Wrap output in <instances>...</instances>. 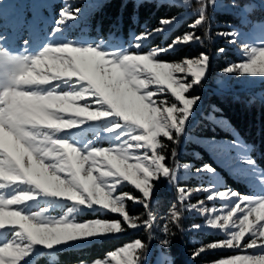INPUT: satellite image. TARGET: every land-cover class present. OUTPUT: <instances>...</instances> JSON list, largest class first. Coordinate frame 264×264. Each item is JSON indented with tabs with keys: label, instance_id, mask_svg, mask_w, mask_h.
Returning a JSON list of instances; mask_svg holds the SVG:
<instances>
[{
	"label": "snow or ice",
	"instance_id": "obj_1",
	"mask_svg": "<svg viewBox=\"0 0 264 264\" xmlns=\"http://www.w3.org/2000/svg\"><path fill=\"white\" fill-rule=\"evenodd\" d=\"M190 2L182 0L185 6ZM216 3L217 0H199L200 7L194 13L196 18L189 25L193 30L145 54H140L144 42L166 30L177 16L162 17L154 29L134 35L135 50L131 47V50H108L100 44H73L67 40L58 44L45 42L35 53L23 49L14 54L6 47L8 38L3 36L7 13L4 0H0V233L3 234L0 264H20L33 245L51 248L78 238L121 234L126 231L125 226L151 231L155 220L151 211L154 181L163 176L176 184L179 167L166 164L167 157L163 153L166 145L159 138H167L174 144L178 142L200 100L199 96L188 94L193 86L200 85L209 60L204 52L176 62H162L160 57L181 44L199 43L201 37L194 30L207 22V8ZM80 12V8H76L75 14L64 8L49 36L60 33L65 22L76 19ZM261 32L264 33V29ZM218 35L228 38L229 43H240L239 32L235 30ZM241 48L246 60L227 66L222 72L264 76V46L241 43ZM224 51L219 49L220 53ZM130 70L140 75H132ZM148 79L153 82L145 87ZM153 85L154 91L150 88ZM168 93L174 101L154 98ZM148 94H151L150 99ZM109 116L117 117L122 123H113L105 131L125 129L117 137V144L86 145L82 149L53 135L85 120ZM176 155L173 148V159ZM130 160L136 162L130 163ZM243 162L255 163L250 157ZM196 171L214 170L205 164ZM123 182L134 185L142 196L127 192L117 194ZM35 190L66 198L80 206L98 207L101 214H119L122 220L95 218L76 222L66 216L45 218L42 213L47 209L26 212L24 205L36 199ZM191 194L185 187L178 188L182 206ZM215 195L234 197L232 205L223 209L226 214L216 215L215 209L209 212L203 202L183 208L184 211L199 208L201 214L209 216L208 226L218 227L225 233L224 239L199 248L193 256L210 250L231 249L243 254H233L215 264H264V196L249 197L234 190L218 191ZM210 199L213 196H207V200ZM126 200L143 206L147 219L139 223V217L131 216L126 210ZM167 217L178 223L181 211L173 205ZM161 244L167 246L168 239ZM147 247L140 239H135L107 255L117 264H143ZM94 264H111V261L106 257Z\"/></svg>",
	"mask_w": 264,
	"mask_h": 264
},
{
	"label": "rangeland",
	"instance_id": "obj_2",
	"mask_svg": "<svg viewBox=\"0 0 264 264\" xmlns=\"http://www.w3.org/2000/svg\"><path fill=\"white\" fill-rule=\"evenodd\" d=\"M102 0H4V8L6 10V17L3 21V36L7 37L6 47L11 53L18 54L23 49L35 53L45 42L58 44L70 40L73 44H100L101 48L108 50L130 49L135 50V40L133 39L136 33L130 32L127 36H123L120 32L109 31L104 32L99 25L93 24L89 15L90 12ZM140 0H135V2ZM161 1V0H157ZM167 2H175L183 6L182 13L177 15L178 19L169 26L166 30L159 34L152 35L150 38L158 36L160 41H165V35L175 27L185 17L191 18L190 23L187 24V30L192 31L189 25L194 22L195 11L200 7L199 0H191L188 5H183L182 0H163ZM70 9L75 14L76 8H80L81 12L77 14L76 19L68 20L62 26L60 33H54L51 36V29L55 26V21L59 19L60 12L64 9ZM231 11L237 15L239 21L232 23H218L215 19L217 12ZM207 22L196 28L195 34L201 37L199 43L181 44L171 50L180 47L199 46V53H207L209 60L207 63V71L198 86H193L189 92V96H199L200 100L196 104L192 115L184 126L182 133L178 137L177 143H172L167 138L160 137L159 139L166 145L163 153L166 155V164L171 167H178L175 182L172 184L165 177L154 181V189L151 196V211L155 217L151 231L147 228L128 229L121 234L112 235H96L89 238H78L68 242H62L51 248L40 245H33L29 250V255L25 257L20 264H94L96 260H103L107 257L111 264H117L106 253L103 257L93 259L91 261H80L76 263L58 262V251L74 247H80L91 243L92 241H100L116 236H129L134 234L133 239H129L125 243L132 242L135 239H140L147 244V251L144 257L143 264H171L172 254L169 251V246L172 244L182 245V254L189 256L188 261L193 256V252L201 247L206 246L212 242H218L225 238V233L218 227H211L207 225L208 215L200 213L199 208L196 210L184 211L188 204H200L203 202V207L209 212L215 209L216 215L226 214L223 209L229 208L234 202V197H218L215 194L218 191L234 190L235 193L242 194L249 197L264 196V171L255 161L252 152V146L243 137L231 127V125L220 116H216L210 108L212 105L208 103V97L217 94L220 96L229 97L231 99L242 100V98L249 99L256 102L264 103V76H252L250 74L223 73L222 70L232 64L242 63L246 60L243 55L241 43H247L253 46H264V7H261V0H217L216 6L207 8ZM214 24L212 29L210 26ZM219 28H223L220 30ZM239 32L238 40L240 43H229L228 38L218 35V33H227L231 31ZM144 33V32H143ZM142 34V33H141ZM162 38V39H161ZM150 40V39H149ZM148 40V41H149ZM172 40V39H171ZM24 41H27L25 45ZM148 41L144 42L140 54H145L153 47L165 46V43L156 46H149ZM214 41H220L225 46L221 49L223 53L212 48L211 44ZM103 42V43H101ZM170 50V51H171ZM169 52V51H167ZM166 52V53H167ZM165 53V54H166ZM163 54V55H165ZM162 55V56H163ZM160 57L162 62H176L179 60H166ZM223 61L226 65L215 72L209 68L210 62ZM191 80V77H188ZM154 91L155 86H150ZM156 99L173 100L171 94L167 96L161 94L154 97ZM167 106V105H165ZM209 110V111H208ZM79 119V118H77ZM122 123L115 116L101 118L95 121L85 120L78 123L76 126L61 130L53 135L57 138L67 139L75 146L84 148L92 146L108 147L109 145L119 143L117 137L125 131L123 127L117 128L111 132L105 129L111 127L113 123ZM210 123L212 127L219 129L227 135L223 137L220 133H212V135H203L200 131L204 123ZM198 132V133H196ZM197 142L209 153L213 159L211 166L214 171H196L202 168L200 163L195 166L192 161H187L184 158L191 154L198 155L196 150L190 151L188 148L190 142ZM175 148L177 155L175 159L171 156L172 149ZM142 154V153H138ZM251 158L255 161L253 165L244 163L243 161ZM130 163H135V160H130ZM189 165L184 168L183 165ZM226 175L234 181L243 184L246 192L239 191L236 187L226 181ZM114 179V178H109ZM197 180L196 186L186 184L188 180ZM185 187L192 191L190 198L182 203L178 200V188ZM200 189H207L200 191ZM36 191V199L27 202L24 205L26 212H40L41 209H47L42 215L48 219H58L61 216H66L69 220L76 222H83L88 219L101 218L106 220H122L119 214L113 213H98V207H84L80 206L66 198L53 197L44 193ZM130 193L135 197H140L142 194L134 185L129 182H123L118 187L117 194ZM166 195L173 198L172 202L167 201L168 206L164 210L157 212L155 209L162 205ZM213 196V199L207 200V196ZM126 210L131 216L139 217V223L147 219V211L138 203L126 200ZM175 205L181 211V219L175 222L167 217L171 207ZM234 206V205H233ZM72 209V211H69ZM230 210V209H229ZM254 215V214H253ZM194 225H199L194 228ZM230 230V229H228ZM0 233V237H2ZM210 236L212 238L209 240ZM187 238V239H186ZM168 239L169 244L164 246L161 241ZM187 240L190 243L196 242L197 246L186 248ZM206 240V242L204 241ZM125 243L116 246L112 251L118 247H122ZM217 253L218 257L211 262H203L198 264H215L219 259L227 258L236 253L231 249H217L210 250L204 253ZM202 253V254H204Z\"/></svg>",
	"mask_w": 264,
	"mask_h": 264
},
{
	"label": "trees",
	"instance_id": "obj_3",
	"mask_svg": "<svg viewBox=\"0 0 264 264\" xmlns=\"http://www.w3.org/2000/svg\"><path fill=\"white\" fill-rule=\"evenodd\" d=\"M184 10L183 6L175 2L157 1V0H102L90 12L89 17L93 24L99 25L104 32L115 31L120 32L123 36H127L130 32L141 34L147 30L154 29L160 22L162 17L177 16ZM191 18L185 17L175 27H173L164 37L165 41H160L158 36L150 38L149 46H156L161 43H168L173 37H178L187 30V24L190 23ZM215 19L218 23H232L235 24L238 20L237 15L231 11L217 12ZM214 28V24L210 26ZM222 30L223 28H219ZM162 39V38H161ZM215 50L223 48L225 45L220 41H214L211 44ZM199 46L180 47L167 52L162 57L166 60H179L183 57H194L199 53ZM226 63L223 61L210 62L209 68L212 72L222 69ZM208 103L213 108L210 110L216 115L223 117L233 129H235L245 141L253 147L252 152L256 163L263 168L264 171V103L256 102L249 99L242 98V100L231 99L217 94L208 97ZM209 111V110H208ZM200 131L203 135H212V133H220L223 137L230 135L223 133V131L212 127L208 122L204 123ZM198 133V132H196ZM188 148L190 151L196 150L198 155L191 154V152L184 158L187 161H192L195 166L202 164H213V159L209 153L197 142H190ZM226 181L236 187L241 192H246L243 184L234 181L226 175ZM186 184L196 186L197 180H188ZM173 201V198L166 195L162 205L155 210L160 212L164 210L168 203ZM134 234L129 236H116L112 238L103 239L100 241H92L91 243L58 251V262L76 263L80 261H91L96 258L103 257L106 253L112 251L116 246H119L129 239H133ZM212 238L210 236L209 240ZM187 239V238H186ZM206 242V240H204ZM186 248L197 246L196 242L190 243L188 240L185 243ZM179 244H172L169 246V251L172 254L171 264H198L203 262H211L218 257L217 253H204L198 257H192L188 261L187 254L183 255V249Z\"/></svg>",
	"mask_w": 264,
	"mask_h": 264
},
{
	"label": "clouds",
	"instance_id": "obj_4",
	"mask_svg": "<svg viewBox=\"0 0 264 264\" xmlns=\"http://www.w3.org/2000/svg\"><path fill=\"white\" fill-rule=\"evenodd\" d=\"M130 72H131L132 75H135V76H139L140 75V72H136V71H133V70H130ZM152 82L153 81L151 79H148V80L145 81L144 86L146 87L148 83H152ZM147 98L150 99L151 98V94H148ZM128 147H132V145H128Z\"/></svg>",
	"mask_w": 264,
	"mask_h": 264
}]
</instances>
